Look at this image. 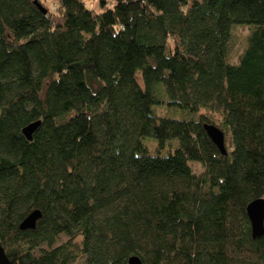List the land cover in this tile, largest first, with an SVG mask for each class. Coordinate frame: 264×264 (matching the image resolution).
<instances>
[{
	"label": "trees",
	"instance_id": "1",
	"mask_svg": "<svg viewBox=\"0 0 264 264\" xmlns=\"http://www.w3.org/2000/svg\"><path fill=\"white\" fill-rule=\"evenodd\" d=\"M94 6L0 0L9 263L264 264V233L251 238L245 212L264 201V0ZM232 25L251 28L235 65ZM204 125L223 133L224 156ZM34 211L35 228L21 231Z\"/></svg>",
	"mask_w": 264,
	"mask_h": 264
},
{
	"label": "water",
	"instance_id": "2",
	"mask_svg": "<svg viewBox=\"0 0 264 264\" xmlns=\"http://www.w3.org/2000/svg\"><path fill=\"white\" fill-rule=\"evenodd\" d=\"M39 10H42V13L45 14V10L38 6ZM40 123L35 122L29 124L22 130V134L27 140H31L33 133L37 130ZM203 129L210 139L212 144L217 148L221 155H225L224 149V135L223 133L215 128L212 125H204ZM246 216L250 224V234L253 240L262 237L264 233V201L255 200L249 203L245 209ZM41 218V214L38 211L32 212L28 215L20 224L19 229L21 231L33 230L35 228L36 222ZM0 264H10L6 258L2 247L0 246ZM127 264H141L140 260L137 257H130L127 260Z\"/></svg>",
	"mask_w": 264,
	"mask_h": 264
},
{
	"label": "rangeland",
	"instance_id": "3",
	"mask_svg": "<svg viewBox=\"0 0 264 264\" xmlns=\"http://www.w3.org/2000/svg\"><path fill=\"white\" fill-rule=\"evenodd\" d=\"M84 1L86 2V5L88 8L95 9L94 0H84ZM47 4L50 8V3L48 2ZM250 29H251L250 27L244 26V25H232L231 26L230 28L231 39H230L229 48H228V62L230 64L235 65L238 63L239 57L242 54L246 46L245 41H246V37L248 36L250 32ZM157 113L162 116H167V117H174V118L179 117L178 112L174 110H167L166 108L157 110ZM200 113L211 117L212 120L214 121V124L219 122V117L217 115H209L206 111H201ZM143 144L147 147L148 151L151 154H154L156 150V143L154 142V140L145 139L143 141ZM191 170L196 174H200L202 172V168L197 164H191Z\"/></svg>",
	"mask_w": 264,
	"mask_h": 264
}]
</instances>
